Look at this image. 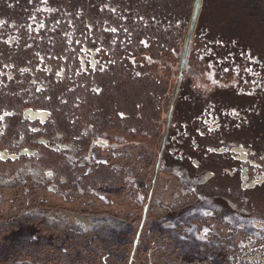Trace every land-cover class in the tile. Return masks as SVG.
<instances>
[{"label":"rangeland","instance_id":"374dc122","mask_svg":"<svg viewBox=\"0 0 264 264\" xmlns=\"http://www.w3.org/2000/svg\"><path fill=\"white\" fill-rule=\"evenodd\" d=\"M192 2L0 0V230L149 194L141 230L264 252V0H200L180 68Z\"/></svg>","mask_w":264,"mask_h":264},{"label":"water","instance_id":"95a60500","mask_svg":"<svg viewBox=\"0 0 264 264\" xmlns=\"http://www.w3.org/2000/svg\"><path fill=\"white\" fill-rule=\"evenodd\" d=\"M200 0H193L179 67L184 65ZM180 78L176 76L175 84ZM176 86V85H175ZM175 87L173 89V94ZM174 96L157 150L152 188ZM88 220L0 230V264H264V252Z\"/></svg>","mask_w":264,"mask_h":264},{"label":"flooded vegetation","instance_id":"af4514ba","mask_svg":"<svg viewBox=\"0 0 264 264\" xmlns=\"http://www.w3.org/2000/svg\"><path fill=\"white\" fill-rule=\"evenodd\" d=\"M23 114L25 115V116H27L28 118H30V119H35V118H37V119H41V120H43L44 119V116H45V110H39V109H26L24 112H23ZM234 148H236L237 150L239 149V151H240V153H241V156H243L244 155V153H243V151H242V149L241 148H239V147H234ZM3 153H5L6 154V158L8 157V158H14L15 157V155L17 156V154H9V153H7L6 151H4ZM264 175V174H263ZM261 177H262V175H261ZM207 209H205V211H206ZM253 223L254 224H257V225H259L260 223H259V221L258 220H253Z\"/></svg>","mask_w":264,"mask_h":264},{"label":"trees","instance_id":"16d2710c","mask_svg":"<svg viewBox=\"0 0 264 264\" xmlns=\"http://www.w3.org/2000/svg\"><path fill=\"white\" fill-rule=\"evenodd\" d=\"M123 49H126V46H124V48ZM122 48H120L119 50H118V47H116V46H112V48H110L109 50V52H114L115 50H117V51H119V53H122V54H124L125 52H123L124 50H123ZM126 51V50H125ZM82 81V80H81ZM78 86H80L79 88H82L83 86L82 85H78ZM18 156H19V154H18ZM30 226H33L32 224H28V225H24V226H18V227H15V228H21V227H30Z\"/></svg>","mask_w":264,"mask_h":264}]
</instances>
